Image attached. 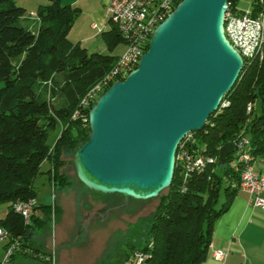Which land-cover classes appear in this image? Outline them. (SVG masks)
Instances as JSON below:
<instances>
[{"label": "trees", "instance_id": "obj_1", "mask_svg": "<svg viewBox=\"0 0 264 264\" xmlns=\"http://www.w3.org/2000/svg\"><path fill=\"white\" fill-rule=\"evenodd\" d=\"M229 1L234 4L237 0ZM79 14L80 8L61 0H47L38 5L35 14H26L15 0H0V203L35 198L33 180L46 159L54 189L70 182L60 171L66 164L62 155L74 153L90 132L89 125L71 120V114L117 59L89 52L80 42L67 39ZM30 15L38 21L36 31L27 25ZM107 22L110 28L103 31L102 40L112 49L123 40L115 25ZM222 101L225 105L220 104L195 132L198 143L217 156L220 146L245 128L252 153L264 155V50L260 59L244 63ZM253 103L247 111V105ZM58 123L61 131L50 148L47 136ZM231 157L232 153L224 164L214 163L204 172L192 174L184 187L174 169L171 184L160 195L147 227L148 241L153 242L149 264H200L206 259L214 223L238 190L239 175L229 166ZM52 209L51 203L37 202L31 223L24 224L9 205L0 225L21 236L29 254V248L37 249L30 241L32 231L47 225ZM54 210L59 211L57 206ZM147 243L139 248L145 249ZM129 247L119 259L137 248Z\"/></svg>", "mask_w": 264, "mask_h": 264}, {"label": "water", "instance_id": "obj_2", "mask_svg": "<svg viewBox=\"0 0 264 264\" xmlns=\"http://www.w3.org/2000/svg\"><path fill=\"white\" fill-rule=\"evenodd\" d=\"M228 0H179L154 29L137 66L91 106L89 136L73 153L89 189L149 199L168 188L179 140L200 130L243 66L227 40ZM234 150L222 144L216 163Z\"/></svg>", "mask_w": 264, "mask_h": 264}, {"label": "built area", "instance_id": "obj_3", "mask_svg": "<svg viewBox=\"0 0 264 264\" xmlns=\"http://www.w3.org/2000/svg\"><path fill=\"white\" fill-rule=\"evenodd\" d=\"M179 0H109L106 5V20L115 25L125 49L117 57L113 66L99 78L80 98L78 106L71 114V120L79 121L83 127L88 124V114L97 98L115 81L123 80L133 70L142 54L146 51L153 29L165 19ZM251 10L241 11L235 3L228 0L224 13L223 29L229 43L245 62L260 59L264 50V0H252ZM221 102V106L225 105ZM252 105H247V111ZM188 131L178 142L174 159L181 185L192 174H200L216 163V155L206 152V147L198 143L196 132ZM234 150L229 166L238 173V189L249 194V203L264 208V177L254 169L256 156L252 153V144L245 128H241L233 140ZM235 184H233L234 186ZM15 214L24 224L31 223L37 200L33 197L15 200L9 203ZM0 242L3 251L0 264H13V257L28 251L20 235L0 225ZM153 242L149 241L145 249H135L121 260V264H149ZM221 250L214 252L217 259L224 258Z\"/></svg>", "mask_w": 264, "mask_h": 264}, {"label": "rangeland", "instance_id": "obj_4", "mask_svg": "<svg viewBox=\"0 0 264 264\" xmlns=\"http://www.w3.org/2000/svg\"><path fill=\"white\" fill-rule=\"evenodd\" d=\"M15 1L26 9V14H35L38 5L47 3V0ZM251 4L252 0L235 2V6L241 11L251 10ZM30 16L27 25L36 31L38 21ZM69 32L70 30L66 35L67 39L75 41L72 40L75 39L73 33L71 36ZM124 49L123 42H118L112 49H108L105 42L99 40L91 51L119 57ZM60 131L59 123L49 131L47 142L50 148H53ZM72 154L73 151H68L62 155L66 164L60 171L70 179L63 188L52 187L48 174L49 161L45 164L42 162L40 172L34 177L35 199L39 203H51L53 209L47 225L36 227L30 237L32 246L43 254L42 260L23 257V264H121V259H117L113 253L118 252L120 256L131 244L138 249L143 243L149 242L147 227L152 222L160 195L166 193L167 188L158 196L145 200L127 197L128 202L125 203L120 194L99 193L85 186L76 176ZM110 201L118 204L112 208L107 205ZM56 206L59 211L54 210ZM39 212L36 211L35 217H38ZM100 214L105 218L101 219ZM1 244L2 242L0 254L3 251ZM16 264L19 263L16 261Z\"/></svg>", "mask_w": 264, "mask_h": 264}, {"label": "crops", "instance_id": "obj_5", "mask_svg": "<svg viewBox=\"0 0 264 264\" xmlns=\"http://www.w3.org/2000/svg\"><path fill=\"white\" fill-rule=\"evenodd\" d=\"M108 2L109 0H61L62 4L80 8V14L69 34L72 36L73 33V42H80L89 52H92L91 48L99 40L102 41V33L108 29L105 13ZM47 161L44 160L43 164ZM254 169L264 177V155L256 156ZM262 197L264 198V192ZM8 210V202L0 203V218L5 217ZM29 250V254H16L12 263L16 264L17 261L23 264V257L42 260L43 254L38 249ZM217 250L225 253L224 258H215L214 252ZM200 264H264V208L250 204L246 191L238 189L228 209L214 223L208 255Z\"/></svg>", "mask_w": 264, "mask_h": 264}, {"label": "flooded vegetation", "instance_id": "obj_6", "mask_svg": "<svg viewBox=\"0 0 264 264\" xmlns=\"http://www.w3.org/2000/svg\"><path fill=\"white\" fill-rule=\"evenodd\" d=\"M122 197V196H121ZM122 199H123V201H125V203H127L128 202V198H124V197H122ZM118 203H116L115 201H110V202H108V206H111L112 208L114 207V206H116ZM100 216H101V219H104L105 218V216H103V214H100ZM116 257H117V259L120 257L119 255H118V252L115 254V253H113ZM120 255H121V253H120Z\"/></svg>", "mask_w": 264, "mask_h": 264}]
</instances>
